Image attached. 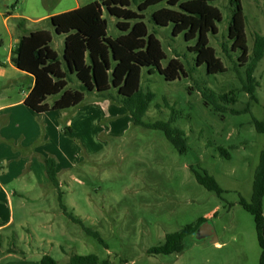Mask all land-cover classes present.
<instances>
[{
	"label": "rangeland",
	"instance_id": "1",
	"mask_svg": "<svg viewBox=\"0 0 264 264\" xmlns=\"http://www.w3.org/2000/svg\"><path fill=\"white\" fill-rule=\"evenodd\" d=\"M60 1L42 0L41 4L40 0H0V105L20 97L28 86V80L10 67V56L20 36L12 15L58 11L73 5L75 0ZM78 1L83 5L99 0ZM240 3L250 57L254 35L264 34V0H240ZM210 5L222 16L216 25L217 34L208 35L209 46L226 70L216 75H208L204 65L196 66V56L189 50L195 40L185 42L182 35L172 36L171 26L153 24L151 13L161 6L144 12L143 22L148 32L159 40L165 54L161 67L176 58L182 64L185 77L165 81L155 69L152 73L148 68L141 69L139 91L153 95L142 121L154 124L171 119V127L184 133L185 153L180 154L162 131L133 123L124 124L125 130H121L123 127L114 130L111 136L102 132L97 137H84L86 132H91L82 129L62 133L65 138L62 145L69 148L71 156L65 166L67 171L59 175L65 181L59 188L62 202L68 212L100 235L106 247L63 215L57 191L50 183L42 184L47 178L45 168L42 177L32 170L33 163L42 164L38 157L32 156V151L41 147V138L32 141L26 138L30 133L26 126L29 127L31 119L18 114L20 119L16 122L20 126L11 122L13 127L8 128L10 112L0 111L1 168L9 175L17 161L25 162L20 175L11 176V185L6 186L16 192L15 222L0 233V264H39L44 254L57 264L67 263L72 255L90 254L108 264H259L260 249L253 217L239 205V198L250 202L254 170L264 149V135L257 133L252 124V118L264 121V58L253 73L256 100L252 101L242 89L249 57L246 62L238 61L240 54L230 52L227 39L232 8L227 0H216ZM103 19L107 37L114 39L121 35L115 18L104 12ZM45 28L52 35L50 47L62 61L64 37L54 34L47 23ZM72 80L78 84L74 77ZM204 87L217 95L231 96L235 102L228 108L243 111L247 107L249 112L232 115L204 105L200 95ZM107 93L116 96L112 89ZM108 94L98 101L106 98L114 101ZM53 99L49 97L47 102ZM91 100L85 94L83 102L67 114L88 106ZM220 150H225L229 158ZM54 152L62 157L57 149ZM194 172L207 173L223 193L218 196L207 191L197 183ZM261 210L264 216V199ZM200 219H205L213 229L216 244L199 240L193 234L184 240L179 253L149 252L161 246L166 235Z\"/></svg>",
	"mask_w": 264,
	"mask_h": 264
},
{
	"label": "trees",
	"instance_id": "2",
	"mask_svg": "<svg viewBox=\"0 0 264 264\" xmlns=\"http://www.w3.org/2000/svg\"><path fill=\"white\" fill-rule=\"evenodd\" d=\"M216 0H99L84 5L75 10L54 15L47 20L54 34L62 35V61L57 52L50 47L51 32L39 29L27 32L25 21H16L20 32L17 44L12 52L11 62L14 67L33 78V86L28 92L23 104L36 114L50 111H64L79 106L85 94L96 93L104 97L111 89L116 96H110L115 102L126 109L133 124L146 129L160 130L167 141L180 153L187 151L184 133L171 127L172 120L166 123L146 124L142 121L153 97L150 92L142 94L139 91L140 73L142 68L153 69L165 81H175L185 77L182 64L178 59L169 60L161 67L165 54L159 40L149 33L143 22L144 12L154 6H161L151 13V21L158 27L171 26L172 36L182 35L185 42L195 40L189 47L194 52L196 66H205L208 75L224 73L226 70L209 46L208 35H216L217 23L221 22L220 11L210 5ZM232 8L228 24L227 39L230 52H239L238 61H245L248 47L244 32V17L240 0H227ZM134 6L135 10L130 7ZM117 20L116 28L120 36L111 39L106 34V21L103 13ZM249 57V56H248ZM264 58V34L254 35L251 55L245 70V80L242 83L243 92L250 100H256V87L253 73L259 61ZM71 77L78 82V87L67 88ZM204 105H210L217 112H227L232 115L249 112L235 111L227 106L235 100L228 94L217 95L204 87L200 91ZM49 97L54 100L49 105ZM252 124L257 133L264 135V121L252 118ZM225 158H229L225 150H220ZM45 174L58 193V204L63 215L77 224L87 235L97 240L104 247L100 235L86 227L81 219L68 212L62 202L59 183L56 175V161L52 157L44 159ZM199 185L207 191L220 196L223 191L215 180L207 173L194 172ZM262 199H264V149L259 155V162L254 170L250 202L239 198V205L248 212L255 224L258 246L260 249L259 264H264V216H262ZM205 222L200 219L196 224H190L180 231L165 236L164 243L150 249L152 254L170 255L183 249L184 240L195 234L198 226ZM39 264H57L54 259L44 254ZM65 264H108L100 262L97 256L72 255Z\"/></svg>",
	"mask_w": 264,
	"mask_h": 264
},
{
	"label": "crops",
	"instance_id": "3",
	"mask_svg": "<svg viewBox=\"0 0 264 264\" xmlns=\"http://www.w3.org/2000/svg\"><path fill=\"white\" fill-rule=\"evenodd\" d=\"M59 2L61 1L59 0ZM39 3L43 4L42 0H40ZM86 4L88 3L81 5L78 0H75L73 2V5L69 7H61V9L58 11H44V12L42 11L37 14H35V12L32 13L28 12V14L26 15H12V16H14L13 18L15 21L19 19H23L25 21V30L27 32H30L39 29H46L45 25L50 17L78 9ZM38 7H40V9L42 10L41 6ZM30 25H33V27L31 28ZM12 57L13 54L10 56L11 69L13 71H19L14 67L13 63L11 62ZM19 72L21 73L20 75H22L23 77H25V79L28 80L27 90L24 92L21 91L20 97H18L17 99H13L12 101L6 103L5 105L4 104L0 105V111L3 112L4 110H7L8 112H10V114H7L9 118L8 128L13 127L11 126V122L13 123V125L16 123L15 124L16 126L18 127L20 126V124L16 122L17 119H20L18 114L22 113L28 119H31L30 123H28L30 128L26 126L25 123L26 128L30 130V133L26 135L27 136L26 138H29V141L35 140L37 138H41V147H39V149L38 148L35 149L34 152L32 151V156L38 157V160H41L42 166L44 165L45 158L52 157L55 159L56 175L59 183V188L62 184H65V181H62L59 178V175L67 171V169L65 168L66 163L68 164L69 161L71 160V156L68 154L69 148L67 146L62 145V140L65 142V138L62 137V133L70 132L72 131V129L75 130L82 129V131L91 132V134L86 132L84 137L85 136L88 137L89 135H91L92 137H97V135H101L102 132H104L108 136L109 135L111 136V134H114V130H118L122 127L123 128L121 130L123 129L125 130L127 124L133 123V121L131 120L132 118L130 117V115L128 114V112L124 107H122L119 103L115 101H111L108 98H106V100H104L103 102H100L98 101L99 96L96 93L89 94L91 96L92 102L88 106L79 107L78 109H76L74 114H70V115L67 114L68 113L67 111L71 110L72 108L64 111H50L47 113L36 114L23 104L25 98L28 95V92L33 86V78L30 75H27L21 71ZM3 73L4 72L2 71V74ZM70 84H71V88L69 86ZM76 87H78V84L74 83L71 77V80L67 88L74 89ZM52 101L50 103L46 101V103L50 105ZM18 107H23V108L19 109ZM15 108H17V111L14 110ZM104 121H106V124H104ZM124 124H126L125 127ZM107 125H111V127H107ZM119 134L121 133L120 132L116 133V135ZM88 142L93 143L94 140L93 141L89 140ZM66 143L68 144V140H66ZM84 143L86 142L84 141ZM54 149H57L58 152L60 153V156L62 157L59 158V155H56ZM32 156L31 158L33 159L34 157ZM1 159L2 158L0 156V233L2 231L8 230L10 227H12V225L15 222L14 196L16 192L10 189L8 190L6 186L11 185L9 183V179L11 176L15 177L16 175L17 176L20 175L21 170L24 167L23 165L25 164L23 160L17 161V163L13 165L12 170H10L9 172L10 174L6 175L7 170H3L1 168L3 164V161H1ZM62 161L64 163H62ZM31 163L32 161L30 162V164ZM37 165L33 163L32 170L34 171V173L38 172L37 175L39 177L40 176L42 177L41 172L44 170V166L42 168L40 164ZM46 179L44 178L42 184L45 183L44 185H47L49 183L47 182ZM19 195L20 194H18V196ZM18 204H20L21 207L23 206L22 203L18 202ZM12 251L9 250L8 252H12ZM14 252L18 254H25L23 251L20 252L14 250L13 253Z\"/></svg>",
	"mask_w": 264,
	"mask_h": 264
},
{
	"label": "water",
	"instance_id": "4",
	"mask_svg": "<svg viewBox=\"0 0 264 264\" xmlns=\"http://www.w3.org/2000/svg\"><path fill=\"white\" fill-rule=\"evenodd\" d=\"M197 239L207 240L211 244L217 243V238L211 226L205 222L195 232Z\"/></svg>",
	"mask_w": 264,
	"mask_h": 264
},
{
	"label": "flooded vegetation",
	"instance_id": "5",
	"mask_svg": "<svg viewBox=\"0 0 264 264\" xmlns=\"http://www.w3.org/2000/svg\"><path fill=\"white\" fill-rule=\"evenodd\" d=\"M203 223H205V222H202V223L198 226V228H199ZM198 228H197V229H198Z\"/></svg>",
	"mask_w": 264,
	"mask_h": 264
}]
</instances>
